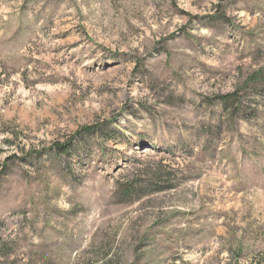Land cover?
Segmentation results:
<instances>
[{"label": "rangeland", "instance_id": "obj_1", "mask_svg": "<svg viewBox=\"0 0 264 264\" xmlns=\"http://www.w3.org/2000/svg\"><path fill=\"white\" fill-rule=\"evenodd\" d=\"M0 264H264V0H0Z\"/></svg>", "mask_w": 264, "mask_h": 264}]
</instances>
